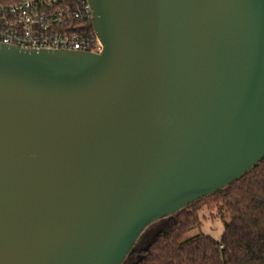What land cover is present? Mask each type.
I'll use <instances>...</instances> for the list:
<instances>
[{"label":"water","instance_id":"obj_1","mask_svg":"<svg viewBox=\"0 0 264 264\" xmlns=\"http://www.w3.org/2000/svg\"><path fill=\"white\" fill-rule=\"evenodd\" d=\"M100 54L0 44V264H124L264 161V0H88Z\"/></svg>","mask_w":264,"mask_h":264},{"label":"trees","instance_id":"obj_2","mask_svg":"<svg viewBox=\"0 0 264 264\" xmlns=\"http://www.w3.org/2000/svg\"><path fill=\"white\" fill-rule=\"evenodd\" d=\"M200 205L216 210L219 240L203 232ZM124 264H264V161L227 189L150 226Z\"/></svg>","mask_w":264,"mask_h":264},{"label":"built area","instance_id":"obj_3","mask_svg":"<svg viewBox=\"0 0 264 264\" xmlns=\"http://www.w3.org/2000/svg\"><path fill=\"white\" fill-rule=\"evenodd\" d=\"M0 44L33 51L100 54L88 0L0 3Z\"/></svg>","mask_w":264,"mask_h":264},{"label":"rangeland","instance_id":"obj_4","mask_svg":"<svg viewBox=\"0 0 264 264\" xmlns=\"http://www.w3.org/2000/svg\"><path fill=\"white\" fill-rule=\"evenodd\" d=\"M200 218L203 220V232L219 240L223 234V225L220 222L216 210L206 205H200Z\"/></svg>","mask_w":264,"mask_h":264}]
</instances>
